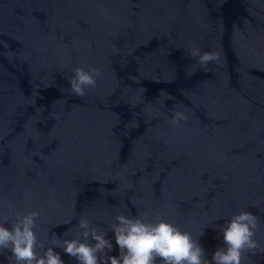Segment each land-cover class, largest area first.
Returning <instances> with one entry per match:
<instances>
[{"label": "water", "instance_id": "1", "mask_svg": "<svg viewBox=\"0 0 264 264\" xmlns=\"http://www.w3.org/2000/svg\"><path fill=\"white\" fill-rule=\"evenodd\" d=\"M78 67L102 73L83 97ZM32 211L41 254L85 218L119 256L110 225L139 215L211 261L241 211L264 248V0H0V222Z\"/></svg>", "mask_w": 264, "mask_h": 264}, {"label": "clouds", "instance_id": "2", "mask_svg": "<svg viewBox=\"0 0 264 264\" xmlns=\"http://www.w3.org/2000/svg\"><path fill=\"white\" fill-rule=\"evenodd\" d=\"M197 62L208 70L207 65L219 59V54L203 52L199 49L191 52ZM102 73L96 68L87 71L78 67L69 85L72 94L83 97L85 89L96 86V78ZM165 99L171 97L165 94ZM187 115L175 111L171 119L174 126L180 120H186ZM19 217L7 228L0 222V250L11 253L14 264H65L59 252L75 259L76 264H246L248 253L256 255L264 253L254 238L259 230V218L248 211H241L228 219L221 226L223 247L218 248L211 261L206 258L205 250L193 239L191 233L182 231L178 226L159 219L156 223L147 222V217H130L117 215L116 222L110 225L114 233L115 244L119 248V256H109L113 248L107 232L90 227L89 221L81 218L78 221V238L63 239L56 236L53 246L47 247L41 254L38 249H44L43 242L38 240L35 232L37 211H32ZM89 238L93 242H89Z\"/></svg>", "mask_w": 264, "mask_h": 264}]
</instances>
